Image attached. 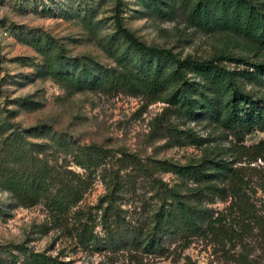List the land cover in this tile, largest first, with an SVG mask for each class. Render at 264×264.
<instances>
[{
	"label": "rangeland",
	"instance_id": "374dc122",
	"mask_svg": "<svg viewBox=\"0 0 264 264\" xmlns=\"http://www.w3.org/2000/svg\"><path fill=\"white\" fill-rule=\"evenodd\" d=\"M122 3L124 24L148 45L168 48L179 57L228 53L264 63V50L237 36L203 34L178 14L171 19L153 17L144 0ZM113 5L114 0H0V120L8 121L27 140L53 147L56 143L101 145L114 158L125 150L142 161L188 165L203 159L222 160L238 171L241 180L236 185L194 182L172 172H157L156 176L185 199L198 198L211 217L220 221L214 222L213 233L201 228L190 235L187 245L179 231L162 235L163 247L153 253L120 243L125 229L133 230L142 240L153 225L159 201L152 182L142 175H138L135 189L130 185L118 195L107 218L100 168L85 172L72 165L92 183L65 218L56 217L44 200L32 206L19 205L0 182V264H237L240 256L264 264L263 235L251 218L252 213L264 217V160L252 159V146L264 139V131H254L238 142L206 120L169 115L163 102L150 103L142 97L98 89L73 92L45 74L42 57L27 43L32 34L47 33L68 56L113 66L105 49L114 32ZM225 65L243 67L228 61ZM246 88L257 90L252 85ZM30 104L36 108L25 107ZM190 133L199 137V142H188ZM242 145L248 148L246 152ZM208 186L224 188V192L215 194ZM198 189L205 195L196 196ZM248 209L252 213H247ZM75 210L92 228L95 241L90 245L77 236Z\"/></svg>",
	"mask_w": 264,
	"mask_h": 264
},
{
	"label": "trees",
	"instance_id": "16d2710c",
	"mask_svg": "<svg viewBox=\"0 0 264 264\" xmlns=\"http://www.w3.org/2000/svg\"><path fill=\"white\" fill-rule=\"evenodd\" d=\"M144 3L153 17L171 19L178 14L181 16L177 17L203 34H231L255 49L264 50V0H144ZM122 4V0H114V32L105 46L113 66L104 67L68 56L63 46L49 34H32L27 43L42 57L45 74L73 92L98 89L104 93L142 97L150 103L163 102L169 115L206 120L238 142L254 131H264V63H251L228 53L203 58L179 57L168 48L148 45L124 24ZM227 61L241 63L243 67L230 69L225 65ZM247 85L257 90L247 89ZM25 107L36 108L35 104ZM178 135L174 136L176 141ZM199 140L193 133L187 138L190 143ZM55 146L27 140L16 133L8 121L0 120V182L16 203L32 206L44 200L56 217L65 218L92 183L72 165L85 172L100 168L106 189L104 217L107 218L118 195L130 185L135 189L138 175H142L152 182L159 201L153 212V225L142 240L133 230L125 229L120 243L142 247L147 253L162 249L161 240L165 234L179 231L187 245L190 235L202 229L213 233L214 222L220 221L211 217L198 198L185 199L181 192L156 176L157 172H172L194 182L228 181L236 185L241 180L238 171L222 160L203 159L198 164L181 165L158 159L142 161L125 150H120V155L114 158L109 150L96 144L72 147L56 143ZM240 148L244 152L248 149L243 145ZM252 149L253 160H264V139ZM209 188L218 195L224 192V188ZM234 193L239 194L238 191ZM194 194L205 195L202 189ZM250 211L248 209L247 213H252ZM79 213V210L74 211L79 229L77 236L83 244L90 245L95 236ZM251 216L264 239V217L253 213ZM240 257L237 264H261Z\"/></svg>",
	"mask_w": 264,
	"mask_h": 264
}]
</instances>
